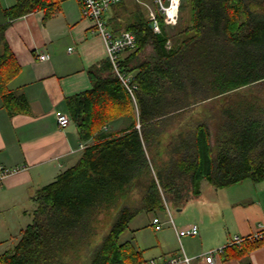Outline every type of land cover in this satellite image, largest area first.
Segmentation results:
<instances>
[{
	"label": "trees",
	"instance_id": "obj_1",
	"mask_svg": "<svg viewBox=\"0 0 264 264\" xmlns=\"http://www.w3.org/2000/svg\"><path fill=\"white\" fill-rule=\"evenodd\" d=\"M52 8L15 0L3 15L10 22ZM7 23L0 104L15 115L28 102L10 88L19 65ZM127 31L136 49L119 67L133 77L134 100L108 60L89 71L91 87L66 101L85 147L35 192L32 221L0 264H145L143 251L120 241L139 214L183 207L202 181L215 189L264 181V0H181L175 27L161 21L154 34L140 22ZM262 246L264 235L226 249L241 257Z\"/></svg>",
	"mask_w": 264,
	"mask_h": 264
},
{
	"label": "crops",
	"instance_id": "obj_2",
	"mask_svg": "<svg viewBox=\"0 0 264 264\" xmlns=\"http://www.w3.org/2000/svg\"><path fill=\"white\" fill-rule=\"evenodd\" d=\"M14 3L0 0V25L8 22L5 38L19 65L10 88L26 98L28 111L10 115L0 104V167L18 169L0 179V254L11 250L31 223L35 192L79 158L86 143L79 140L71 120L61 129L56 116L69 117L67 99L88 90L89 71L107 60L104 42L81 15L77 0H50L53 8L48 15L37 10L9 22L3 10ZM153 9L151 0H122L103 17L108 30L119 35L140 22H149ZM43 53L49 55L48 61L36 59ZM121 123H110L105 130H116ZM199 191L183 207L167 206L169 212H176L171 216L174 225H195L197 236L178 239L165 212L147 213L144 223L137 217L130 222L131 242L143 251L146 263L184 253L192 258L191 264H209L201 258L208 251L226 246L235 237L264 235V181L246 180L223 189L202 181ZM155 217L163 224L159 231L152 225ZM232 254L231 248L225 249L210 264H264V246L241 257Z\"/></svg>",
	"mask_w": 264,
	"mask_h": 264
},
{
	"label": "built area",
	"instance_id": "obj_3",
	"mask_svg": "<svg viewBox=\"0 0 264 264\" xmlns=\"http://www.w3.org/2000/svg\"><path fill=\"white\" fill-rule=\"evenodd\" d=\"M122 0H77L81 7V15L89 20L92 24L93 31L98 34L105 46V53L107 60L110 62L115 74L119 78L120 82L127 89L131 98L134 100L135 85L132 84V75L126 74L120 70L119 64L122 60L121 57L125 53L132 52L136 49V38L130 31H124L119 35H114L108 30L105 21L104 13L111 7L120 4ZM154 9L149 13V26L154 34L161 33V21L165 27L173 28L179 18V6L181 0H151ZM171 44L169 41L166 43V48H170ZM36 59L44 62L49 60L48 54H39ZM58 127L63 129L70 124V118L62 113H57L56 116ZM18 169H4L0 167V179L5 178L13 173L17 172ZM166 215L169 217V224L173 227L177 238L182 237H194L198 235V228L195 225L189 227L177 228L171 218V214L167 205ZM152 225L156 231L161 230L163 224L159 218L155 217L152 219ZM260 235L251 236L257 238ZM245 241V238L235 237L226 246L210 250L205 253L201 258L206 263H212L214 256L222 254L223 251L230 246H238ZM192 258L187 257L184 253L177 258H170L163 262L150 261L146 264H191Z\"/></svg>",
	"mask_w": 264,
	"mask_h": 264
},
{
	"label": "rangeland",
	"instance_id": "obj_4",
	"mask_svg": "<svg viewBox=\"0 0 264 264\" xmlns=\"http://www.w3.org/2000/svg\"><path fill=\"white\" fill-rule=\"evenodd\" d=\"M153 5V4H152ZM154 7V6H153ZM176 26V25H175ZM174 26V27H175ZM172 215V217H174L175 215H176V212L175 211H171L170 212ZM148 214L147 213H141V214H139L138 216H137V220H138V222H142V223H144L145 221H147V218H148ZM130 226V225H129ZM131 237H132V235H131V226L129 227V229L126 231V232H124L123 233V235L121 236V238H120V241L121 242H123V241H126V240H129V241H131ZM135 245V244H134Z\"/></svg>",
	"mask_w": 264,
	"mask_h": 264
}]
</instances>
